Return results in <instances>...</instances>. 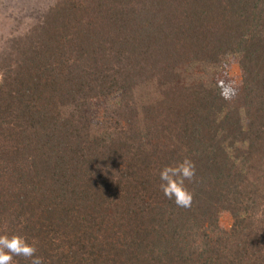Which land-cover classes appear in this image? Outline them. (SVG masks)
Here are the masks:
<instances>
[{"label": "trees", "instance_id": "16d2710c", "mask_svg": "<svg viewBox=\"0 0 264 264\" xmlns=\"http://www.w3.org/2000/svg\"><path fill=\"white\" fill-rule=\"evenodd\" d=\"M185 157L180 208L158 172ZM5 234L45 264H264V0L42 7L0 46Z\"/></svg>", "mask_w": 264, "mask_h": 264}, {"label": "clouds", "instance_id": "9594fccd", "mask_svg": "<svg viewBox=\"0 0 264 264\" xmlns=\"http://www.w3.org/2000/svg\"><path fill=\"white\" fill-rule=\"evenodd\" d=\"M220 96L224 100H231L237 90L231 83L219 82ZM196 178V166L190 158H183L175 164H167L159 169V189L164 197L172 201L177 207L189 208L193 201V194L187 188L186 182ZM15 258H20L26 264H45L44 257L37 254L34 244L27 238L13 234L0 235V264H19Z\"/></svg>", "mask_w": 264, "mask_h": 264}, {"label": "rangeland", "instance_id": "374dc122", "mask_svg": "<svg viewBox=\"0 0 264 264\" xmlns=\"http://www.w3.org/2000/svg\"><path fill=\"white\" fill-rule=\"evenodd\" d=\"M50 0H0V46L5 41L24 32L34 21V18L41 12ZM229 76H237L236 66L228 69ZM108 128L117 129L107 125ZM229 223H225L228 227Z\"/></svg>", "mask_w": 264, "mask_h": 264}]
</instances>
